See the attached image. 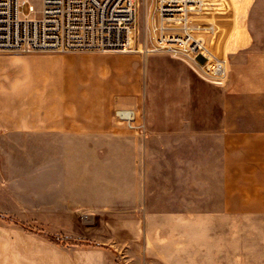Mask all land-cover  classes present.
<instances>
[{
    "label": "rangeland",
    "instance_id": "obj_1",
    "mask_svg": "<svg viewBox=\"0 0 264 264\" xmlns=\"http://www.w3.org/2000/svg\"><path fill=\"white\" fill-rule=\"evenodd\" d=\"M229 3L234 10L235 3L242 4L245 20L264 32V0ZM31 4L39 13L42 0H28L21 10L28 13ZM137 5V43L144 60H187L141 51L142 44L153 45L154 0H138ZM32 63L40 82L58 84L64 74L57 60ZM161 66L165 68L152 74L156 79L149 96V120L155 125L159 104L173 110L176 103H190L174 100L175 92L181 91L182 97L188 91L187 71ZM8 79L0 73V116L14 112L12 91L2 92L14 86ZM213 95L216 111L221 97L216 85ZM37 139L0 138V264H37L43 250V259L59 264L65 250L76 259L79 251L91 249L106 252L116 264H264V212L223 210L219 195L213 203L219 207L208 208L204 197L195 193L208 188L201 181L215 180L214 188L219 189L220 178L142 176L141 149H127L125 135L96 143L101 148L94 147L93 139L65 137H54L50 148H36ZM155 160L150 162L152 172L158 170ZM173 167H168L170 172Z\"/></svg>",
    "mask_w": 264,
    "mask_h": 264
},
{
    "label": "crops",
    "instance_id": "obj_2",
    "mask_svg": "<svg viewBox=\"0 0 264 264\" xmlns=\"http://www.w3.org/2000/svg\"><path fill=\"white\" fill-rule=\"evenodd\" d=\"M235 5V10L230 5L234 23L226 43L230 73L221 82L206 78L195 62L144 60L139 49L107 54H0V62L11 61L10 65L0 64V73L14 84L2 90L6 94L12 91L14 112L0 116V138L34 136L39 141L36 148L46 149L54 137L93 139L94 147L101 148V143H96L125 135L129 138L127 149H141L142 176L220 178L219 189L214 188L215 180H207L200 184L208 188L195 191L204 197L208 208L219 207L213 204L219 195L223 210L264 212V32L245 20L242 4ZM40 59H54L63 65L58 84L34 77L32 61ZM161 65L187 71L188 91L183 99L181 91L175 92L174 100L190 103H176L173 110L159 104L155 125L149 120V96L156 79L152 74L165 68ZM215 85L221 93L216 111ZM119 109L134 112L132 127L117 118ZM153 160L156 172L150 171ZM171 165L173 172L168 169ZM46 256L44 250L39 251L37 264H53L43 259ZM77 257L72 259L65 250V260L62 257L59 264H116L99 249L79 251Z\"/></svg>",
    "mask_w": 264,
    "mask_h": 264
},
{
    "label": "built area",
    "instance_id": "obj_3",
    "mask_svg": "<svg viewBox=\"0 0 264 264\" xmlns=\"http://www.w3.org/2000/svg\"><path fill=\"white\" fill-rule=\"evenodd\" d=\"M28 0H0V53L130 52L137 43L138 0H42L36 13ZM153 45L145 54L163 53L197 63L203 75L227 80L226 43L234 15L228 0H154ZM203 62H198V57ZM132 127L134 112L116 110Z\"/></svg>",
    "mask_w": 264,
    "mask_h": 264
}]
</instances>
